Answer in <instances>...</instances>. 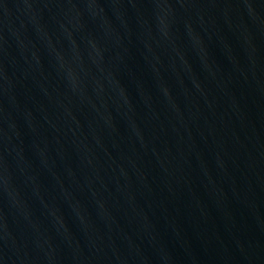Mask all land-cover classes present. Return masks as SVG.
<instances>
[{
  "label": "water",
  "instance_id": "obj_1",
  "mask_svg": "<svg viewBox=\"0 0 264 264\" xmlns=\"http://www.w3.org/2000/svg\"><path fill=\"white\" fill-rule=\"evenodd\" d=\"M0 264H264V0H0Z\"/></svg>",
  "mask_w": 264,
  "mask_h": 264
}]
</instances>
